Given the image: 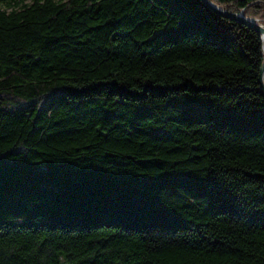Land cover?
I'll return each instance as SVG.
<instances>
[{
	"label": "trees",
	"instance_id": "1",
	"mask_svg": "<svg viewBox=\"0 0 264 264\" xmlns=\"http://www.w3.org/2000/svg\"><path fill=\"white\" fill-rule=\"evenodd\" d=\"M263 63L204 0H0V264H264Z\"/></svg>",
	"mask_w": 264,
	"mask_h": 264
},
{
	"label": "water",
	"instance_id": "2",
	"mask_svg": "<svg viewBox=\"0 0 264 264\" xmlns=\"http://www.w3.org/2000/svg\"><path fill=\"white\" fill-rule=\"evenodd\" d=\"M213 10L225 15V16H228V17H231L233 19H236V20H239L253 28H255L257 31L260 32L261 34V38H262V35L264 33V24L259 22V19L257 18H253V17H248L246 16L243 11L240 12V13H236V12H231V11H228L226 10L225 8H223L222 6H219L217 5L216 3L212 2L211 0H204ZM260 84H261V89H262V92H263V95H264V63L262 65V68H261V73H260Z\"/></svg>",
	"mask_w": 264,
	"mask_h": 264
},
{
	"label": "bare ground",
	"instance_id": "3",
	"mask_svg": "<svg viewBox=\"0 0 264 264\" xmlns=\"http://www.w3.org/2000/svg\"><path fill=\"white\" fill-rule=\"evenodd\" d=\"M262 40H263V44H264V33H263V35H262Z\"/></svg>",
	"mask_w": 264,
	"mask_h": 264
},
{
	"label": "rangeland",
	"instance_id": "4",
	"mask_svg": "<svg viewBox=\"0 0 264 264\" xmlns=\"http://www.w3.org/2000/svg\"><path fill=\"white\" fill-rule=\"evenodd\" d=\"M259 22H261V23H263V24H264V21H261V20H260Z\"/></svg>",
	"mask_w": 264,
	"mask_h": 264
}]
</instances>
